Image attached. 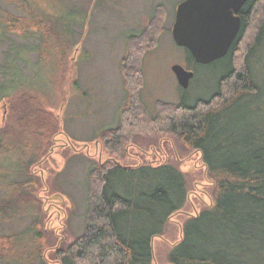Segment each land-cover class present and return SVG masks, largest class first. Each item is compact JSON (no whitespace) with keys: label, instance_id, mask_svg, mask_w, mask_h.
Here are the masks:
<instances>
[{"label":"trees","instance_id":"1","mask_svg":"<svg viewBox=\"0 0 264 264\" xmlns=\"http://www.w3.org/2000/svg\"><path fill=\"white\" fill-rule=\"evenodd\" d=\"M5 2L15 12L2 10L0 16V39H8L14 49L0 66L3 75L13 77L11 90L3 95L10 98L7 129L0 128V264H48L52 243L37 203L39 180L32 166L48 153L59 125L45 92L28 86L20 62L26 61L25 41L32 38L28 49L37 52L39 64H61L75 44L76 23L59 20L29 0ZM162 12L152 14L150 27L125 38L123 117L99 136L117 162H97L88 171L84 228L56 249L59 264H152L153 238L187 202L186 175L172 161L126 165L121 160L127 158L126 137L159 133L170 135L158 149L174 152V138L184 149L199 151L213 184L212 204L185 219L169 263L264 264V72L259 69L264 62V0L245 2L240 30L226 55L207 64L214 70L208 83L215 90L192 104L159 101V112L150 116L137 97L142 74L138 55L153 44ZM25 209L33 211L29 223L3 231L1 223Z\"/></svg>","mask_w":264,"mask_h":264},{"label":"rangeland","instance_id":"2","mask_svg":"<svg viewBox=\"0 0 264 264\" xmlns=\"http://www.w3.org/2000/svg\"><path fill=\"white\" fill-rule=\"evenodd\" d=\"M29 1L59 20L76 23L73 26L75 44L61 64H39L37 52L28 49L34 42L32 38L25 41L27 58L20 62L24 74L29 76L28 86L36 85L45 92L46 107L58 119L59 129L51 138L48 153L32 166V170L39 180L37 203L41 204L42 222L52 243L46 251L47 262L59 264L54 260L56 249L70 243L84 228L88 171L97 162H117L107 148L106 139L99 136L103 129L116 127L123 117L125 104L121 103L125 89L120 62L126 60L123 58L127 34L150 27L154 18L152 14L163 10L153 44L138 55L142 74L137 97L144 102L147 115H157L161 108L159 101L192 104L198 98L209 96L215 90V86L210 87L208 83L214 70L207 64H197V72L188 86L182 87L171 69L174 63L187 67H194L196 63L189 58V51L178 45L171 34L176 6L181 0ZM160 2L165 4L164 7L154 9ZM2 10L15 12L13 4L5 0H0V16ZM7 37L23 42L13 34H7ZM10 46L8 39H0V66L5 63V55L14 52ZM259 69L263 75L264 62L261 61ZM12 79L11 74L3 75L0 70V128L5 129L10 98H3V95L11 90ZM169 135L159 133L133 137L131 134L126 137L128 142L123 143L127 158L121 160L122 164L172 161L186 175L187 202L169 218L164 232L153 238L152 264H170L168 254L182 237L185 219L210 206L213 201V184L199 151L184 149L174 138V152L156 148ZM6 160L9 163L8 156ZM123 185L129 184L124 180ZM25 210L1 223L3 231H16L29 223L33 211Z\"/></svg>","mask_w":264,"mask_h":264},{"label":"water","instance_id":"3","mask_svg":"<svg viewBox=\"0 0 264 264\" xmlns=\"http://www.w3.org/2000/svg\"><path fill=\"white\" fill-rule=\"evenodd\" d=\"M247 0H182L176 6L172 36L188 48L199 62L208 63L225 55L240 30L237 12ZM171 69L182 87L194 75L180 63Z\"/></svg>","mask_w":264,"mask_h":264},{"label":"flooded vegetation","instance_id":"4","mask_svg":"<svg viewBox=\"0 0 264 264\" xmlns=\"http://www.w3.org/2000/svg\"><path fill=\"white\" fill-rule=\"evenodd\" d=\"M182 1V0H181ZM180 1V2H181ZM245 4V3H244ZM243 7V6H242ZM236 15H238L239 17H240V27H241V22H242V8L237 12V14ZM174 21H175V18H174ZM173 24H174V22H173ZM173 24H172V27H173ZM172 27H171V34H172ZM239 32V31H238ZM184 47V46H183ZM185 49H187L188 51H189V54L191 55V58H193V60L196 62V63H199V64H209V63H211V62H214V61H216L217 59H219V58H222L223 56H225V55H223V56H221V57H219V58H216V59H214V60H212V61H210V62H208V63H203V62H199V61H197L196 59H195V57L193 56V54L191 53V51L188 49V48H186V47H184ZM185 68H187V69H189V70H192L193 71V73H195V69H194V67H187V66H184Z\"/></svg>","mask_w":264,"mask_h":264}]
</instances>
